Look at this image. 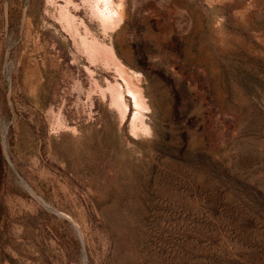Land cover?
I'll return each instance as SVG.
<instances>
[{"label": "rangeland", "instance_id": "obj_1", "mask_svg": "<svg viewBox=\"0 0 264 264\" xmlns=\"http://www.w3.org/2000/svg\"><path fill=\"white\" fill-rule=\"evenodd\" d=\"M0 264H264V0H0Z\"/></svg>", "mask_w": 264, "mask_h": 264}, {"label": "trees", "instance_id": "obj_2", "mask_svg": "<svg viewBox=\"0 0 264 264\" xmlns=\"http://www.w3.org/2000/svg\"><path fill=\"white\" fill-rule=\"evenodd\" d=\"M191 133H194V130L190 128L188 130L187 135L190 136ZM205 135V134H204ZM202 146L187 144L186 149L184 151L183 156L185 157V163L187 167V171L190 173H206L208 169H212L214 165V161L209 152V144L207 140H205V136L202 141ZM173 152H176V149L173 148ZM203 173V174H204Z\"/></svg>", "mask_w": 264, "mask_h": 264}]
</instances>
